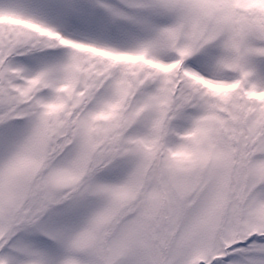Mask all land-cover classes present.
Listing matches in <instances>:
<instances>
[{"label": "snow or ice", "instance_id": "snow-or-ice-1", "mask_svg": "<svg viewBox=\"0 0 264 264\" xmlns=\"http://www.w3.org/2000/svg\"><path fill=\"white\" fill-rule=\"evenodd\" d=\"M0 264H264V0H0Z\"/></svg>", "mask_w": 264, "mask_h": 264}]
</instances>
